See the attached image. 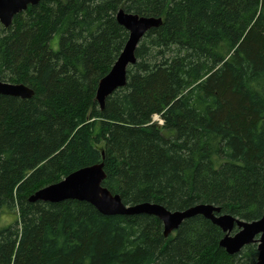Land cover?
I'll return each mask as SVG.
<instances>
[{
  "label": "trees",
  "instance_id": "obj_1",
  "mask_svg": "<svg viewBox=\"0 0 264 264\" xmlns=\"http://www.w3.org/2000/svg\"><path fill=\"white\" fill-rule=\"evenodd\" d=\"M120 9L163 23L102 108L129 38ZM0 79L35 90L0 94V264H257L258 242L229 254L203 215L166 237L154 215L29 197L104 156L103 185L126 204L262 217L264 0H41L0 22Z\"/></svg>",
  "mask_w": 264,
  "mask_h": 264
},
{
  "label": "water",
  "instance_id": "obj_2",
  "mask_svg": "<svg viewBox=\"0 0 264 264\" xmlns=\"http://www.w3.org/2000/svg\"><path fill=\"white\" fill-rule=\"evenodd\" d=\"M40 1L0 0V22L9 27L17 14ZM116 18L129 31V38L110 72L99 82L97 100L102 108L108 96L126 85L128 69L137 61L136 49L143 37L149 30L163 23L162 17L139 15L124 9L117 12ZM0 94L30 98L35 95V90L24 83L0 79ZM106 176L103 156L101 162L80 168L59 182L37 190L30 195L29 200L61 202L78 199L91 203L105 215H154L163 222L166 237L177 230L184 220L203 215L224 231L220 245L229 254L239 253L246 245L258 242L257 264H264V214L258 219L246 220L230 213H222L221 206L211 203H199L182 210H170L161 203L151 201L126 204L119 194H113L103 185Z\"/></svg>",
  "mask_w": 264,
  "mask_h": 264
},
{
  "label": "rangeland",
  "instance_id": "obj_3",
  "mask_svg": "<svg viewBox=\"0 0 264 264\" xmlns=\"http://www.w3.org/2000/svg\"><path fill=\"white\" fill-rule=\"evenodd\" d=\"M56 40L57 39H55V41H54V47L55 48H58V43H56ZM154 120H156V121H158L160 124H162V122H163V120L160 118V116H158V115H156L155 117H154ZM13 214H14V212H10V211H5L4 213H3V221L2 222H4V223H6V222H8L9 223V221L10 220H12V216H13ZM11 222V221H10Z\"/></svg>",
  "mask_w": 264,
  "mask_h": 264
},
{
  "label": "bare ground",
  "instance_id": "obj_4",
  "mask_svg": "<svg viewBox=\"0 0 264 264\" xmlns=\"http://www.w3.org/2000/svg\"><path fill=\"white\" fill-rule=\"evenodd\" d=\"M127 81H128V77H127ZM126 84H127V83H126ZM124 86H125V85H124ZM124 86H122V87H124ZM119 88H121V87H119ZM119 88H118V89H119ZM104 106H105V105H104ZM103 108H104V107H103ZM162 123H163V122H162ZM31 202H32V201H31Z\"/></svg>",
  "mask_w": 264,
  "mask_h": 264
},
{
  "label": "flooded vegetation",
  "instance_id": "obj_5",
  "mask_svg": "<svg viewBox=\"0 0 264 264\" xmlns=\"http://www.w3.org/2000/svg\"><path fill=\"white\" fill-rule=\"evenodd\" d=\"M236 230V229H235Z\"/></svg>",
  "mask_w": 264,
  "mask_h": 264
}]
</instances>
